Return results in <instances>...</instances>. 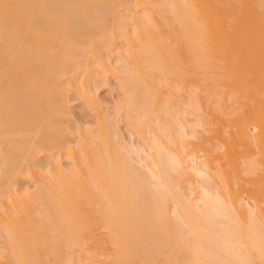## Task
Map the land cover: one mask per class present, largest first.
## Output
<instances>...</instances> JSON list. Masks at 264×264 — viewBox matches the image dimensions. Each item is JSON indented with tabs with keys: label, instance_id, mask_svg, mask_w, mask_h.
<instances>
[{
	"label": "bare ground",
	"instance_id": "6f19581e",
	"mask_svg": "<svg viewBox=\"0 0 264 264\" xmlns=\"http://www.w3.org/2000/svg\"><path fill=\"white\" fill-rule=\"evenodd\" d=\"M0 264H264V0H0Z\"/></svg>",
	"mask_w": 264,
	"mask_h": 264
},
{
	"label": "rangeland",
	"instance_id": "374dc122",
	"mask_svg": "<svg viewBox=\"0 0 264 264\" xmlns=\"http://www.w3.org/2000/svg\"><path fill=\"white\" fill-rule=\"evenodd\" d=\"M107 93H108V92H107ZM116 93H117V91L114 90V94H116ZM104 94H105V92H104Z\"/></svg>",
	"mask_w": 264,
	"mask_h": 264
}]
</instances>
